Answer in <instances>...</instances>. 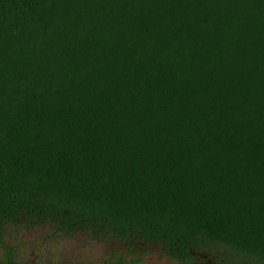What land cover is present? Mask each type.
Masks as SVG:
<instances>
[{
    "label": "trees",
    "instance_id": "trees-1",
    "mask_svg": "<svg viewBox=\"0 0 264 264\" xmlns=\"http://www.w3.org/2000/svg\"><path fill=\"white\" fill-rule=\"evenodd\" d=\"M15 226L264 264V0H0Z\"/></svg>",
    "mask_w": 264,
    "mask_h": 264
},
{
    "label": "rangeland",
    "instance_id": "rangeland-1",
    "mask_svg": "<svg viewBox=\"0 0 264 264\" xmlns=\"http://www.w3.org/2000/svg\"><path fill=\"white\" fill-rule=\"evenodd\" d=\"M5 246L13 249L14 264H208L196 254L193 261L179 263L166 257L155 245L112 239H94L90 234L64 236L48 227L15 226L7 231ZM7 251L0 249V259Z\"/></svg>",
    "mask_w": 264,
    "mask_h": 264
}]
</instances>
